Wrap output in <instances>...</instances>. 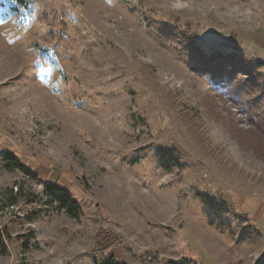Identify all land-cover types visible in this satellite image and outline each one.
I'll return each instance as SVG.
<instances>
[{
	"label": "rangeland",
	"instance_id": "obj_1",
	"mask_svg": "<svg viewBox=\"0 0 264 264\" xmlns=\"http://www.w3.org/2000/svg\"><path fill=\"white\" fill-rule=\"evenodd\" d=\"M21 4L0 14V264H264V0ZM241 69L243 106L217 86Z\"/></svg>",
	"mask_w": 264,
	"mask_h": 264
},
{
	"label": "trees",
	"instance_id": "obj_2",
	"mask_svg": "<svg viewBox=\"0 0 264 264\" xmlns=\"http://www.w3.org/2000/svg\"><path fill=\"white\" fill-rule=\"evenodd\" d=\"M17 3L22 5L21 4L22 0H17ZM198 59H200L202 63H207L206 67H210V66L216 65V62H217L216 60H218L219 58L216 56L215 57L213 56V59H212V58H205L202 56V57H199ZM232 60H234V58ZM224 63L225 64H222V66H219V68L221 69L220 71L222 73H224L223 71L225 70L227 71L229 67L233 66V61L231 62L225 59ZM213 71H216V66L213 67ZM214 75L218 76V73H215ZM246 75H249V74H246ZM5 163H6V167L9 170H18V171L25 173L28 176L33 175L32 171L28 167L18 163L17 159H15V157L12 156L11 154H7L5 156ZM46 196L51 202L57 205L58 210L65 212L67 215H69L73 219L80 218L81 216L80 205L77 201H75L72 198L71 194L66 189L60 188L57 186H49L47 187V190H46ZM13 205H15V202L12 203V206ZM5 240H6V233L3 229L0 228V254L5 253L6 251ZM103 264H127V263L116 261L114 257H110ZM170 264H177V263L172 262Z\"/></svg>",
	"mask_w": 264,
	"mask_h": 264
},
{
	"label": "snow or ice",
	"instance_id": "obj_3",
	"mask_svg": "<svg viewBox=\"0 0 264 264\" xmlns=\"http://www.w3.org/2000/svg\"><path fill=\"white\" fill-rule=\"evenodd\" d=\"M124 2L127 3L128 0H124ZM16 4L17 0H0V14L9 15L11 7ZM244 79H246V74L241 69L238 72H232L222 77V81L217 86L224 88L225 91H231L232 95L237 97L240 105L243 106L250 104L248 97L251 96V91L245 92L241 87Z\"/></svg>",
	"mask_w": 264,
	"mask_h": 264
}]
</instances>
